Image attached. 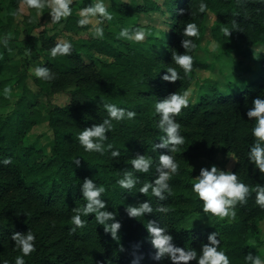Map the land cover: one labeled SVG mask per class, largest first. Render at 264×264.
<instances>
[{"label": "trees", "instance_id": "16d2710c", "mask_svg": "<svg viewBox=\"0 0 264 264\" xmlns=\"http://www.w3.org/2000/svg\"><path fill=\"white\" fill-rule=\"evenodd\" d=\"M1 1V13L9 21L17 0ZM199 2L118 0V13L123 19L136 18L140 13L161 18L156 23L162 24L158 30L165 39H155L162 44L157 51L125 42L118 47L94 35L73 37L90 26L76 23L79 16L72 5V15L55 24V28L61 26L58 33H47L54 30L52 26L37 36L27 34L22 43L0 37V159L11 157V163L0 164V259L14 264L15 256L21 253L13 249L10 237L30 229L36 236V250L25 257L26 264H132L137 257L138 264H172L166 257L153 259L156 250L144 227L148 220L167 226L175 245L191 247L198 253L207 235L216 231L231 264H247L244 256L258 253L259 221L264 218V208L255 203V191L251 189L256 184L264 185V174L247 158L255 138L251 134L253 120L246 112L255 97L264 95V0H205L207 9L203 12ZM209 16L213 21L207 27ZM187 22H195L199 28L198 36L190 37L195 44L191 49L181 46V40L189 38L182 35ZM225 27L230 29L228 37ZM132 28L140 26L134 22ZM58 34L73 45L70 55L48 54ZM204 40L214 42L222 52L251 47L262 50L255 77L243 80V87L227 93L215 82L200 87L195 99L175 117L182 125L185 142L172 153L179 168L169 179L171 194L165 193L163 200L150 191L141 194L140 185L157 174L159 154L169 151L152 147V142L159 143L164 135L156 127L155 101L175 91H188L196 71L206 68L195 57ZM173 51H188L193 57L192 68L187 74L180 70L181 79L168 82L161 76L168 66H175ZM40 58L56 75L50 81L34 75L32 90L28 84L29 61ZM5 85L12 89L8 95L2 92ZM64 91L68 94L67 104L49 102L54 94ZM103 103H116L136 112L132 120L113 121V129L106 133L105 145L120 151L116 158L110 156L111 149L103 154L85 152L77 140L80 130L105 118ZM41 117L47 118L52 133V144L46 153L24 143V137ZM223 153L235 154L231 171L249 184L250 195L246 203L236 205L233 222L199 228L192 218L207 214L201 212L202 202L191 191L192 178L196 176L194 161L200 157L212 160ZM138 154L151 156L153 165L147 173H135L140 181L133 189H122L116 180L123 170H131L130 159ZM74 159L79 160L78 165ZM85 177L104 185L105 208L116 212L115 219L121 225L118 239L97 224L94 214L85 217L87 223L82 228L69 231L73 227L72 209L84 203L80 184ZM145 199L152 204L151 214L137 218L127 215V205H137ZM161 205L165 211L158 210Z\"/></svg>", "mask_w": 264, "mask_h": 264}, {"label": "clouds", "instance_id": "9594fccd", "mask_svg": "<svg viewBox=\"0 0 264 264\" xmlns=\"http://www.w3.org/2000/svg\"><path fill=\"white\" fill-rule=\"evenodd\" d=\"M73 0H26L27 7L35 9L37 13L47 8L51 18L50 23H59L72 15L71 7ZM110 0H90V3L81 7L79 18L76 23L80 26L94 22L92 28L93 35L96 38L104 37V23L113 20V13L110 11ZM199 10L201 12L207 9L205 0H200ZM183 11V10H181ZM15 15V12L12 13ZM235 24V22H233ZM228 37L230 29H223ZM146 31L143 28L120 27L117 38L128 41L140 42L146 37ZM199 28L195 22H187L182 29L183 38L181 46L183 49L195 47L194 41L190 37L198 36ZM7 43L6 40L3 41ZM73 45L68 40L57 41L48 49L51 57L68 56L71 54ZM28 50V49H27ZM193 57L188 51L172 53V63L175 66H168L161 76V79L168 82H175L181 79V71L187 74L192 68ZM179 69V70H178ZM32 71L37 78L50 81L54 79L55 73L43 64H37ZM12 91L11 87L5 85L2 89L3 94L8 95ZM191 102L189 91H175L155 101L154 114H158L156 127L164 135L159 138V143H153V150L157 148H168L167 153H161L158 156L156 165V176L151 180H145L139 187L141 194L149 191L160 200L165 199V193L171 194L172 188L169 184L171 176L178 171L179 165L176 157L172 154L178 150V146L183 145L185 136L181 134V123L175 119L183 108L188 107ZM102 108L107 115L99 123H93L77 133L78 143L85 152H95L103 154L106 149H111L110 156L113 158L120 156V151L113 148L111 144L105 145L108 139L106 133L113 129V121L132 120L136 112L116 103H103ZM246 116L253 120L251 134L255 138L249 145L247 158L261 174H264V95H258L252 101V106L247 110ZM235 156V154H232ZM77 165L78 159L73 160ZM11 163V157L5 156L0 159V164L7 165ZM131 170L122 171L116 184L125 190L133 189L140 178L135 173H147L153 165L151 156L138 154L130 159ZM191 191L202 202L201 212L211 217L220 219L227 218L229 221L236 217V205L244 204L250 195V191H255V203L264 208V185L256 184L254 189L250 190L249 184L239 178L236 172L228 169L218 168L211 165L207 168L201 167L199 174L192 178ZM81 196L84 203L80 207L72 209L73 215L71 221L73 227L69 229L74 232L77 228H82L86 223L89 214H94L97 224L102 225L104 231L109 233L113 239H118V230L120 228L119 220L115 219L116 212L108 211L105 208V201L102 194L105 192L103 184H97L92 178L85 177L80 184ZM130 217H143L145 214L153 212L152 204L145 199L137 205H127L125 208ZM159 211H165L161 205ZM207 216V217H208ZM144 227L150 234V243L156 250L153 256L154 260L162 258L169 259L172 264H188L195 261L196 264H231L230 257L221 246L219 234L212 231L207 235V242L200 247L199 253L191 247H180L173 243V237L167 231V226H161L155 220H148ZM14 241L13 249L19 253L14 258V264H26L25 257L36 250V236L32 230L28 229L25 233L14 232L11 235ZM247 264H264V257L249 252L244 256ZM139 257L132 261V264H138ZM0 264H11L8 259H0Z\"/></svg>", "mask_w": 264, "mask_h": 264}, {"label": "rangeland", "instance_id": "374dc122", "mask_svg": "<svg viewBox=\"0 0 264 264\" xmlns=\"http://www.w3.org/2000/svg\"><path fill=\"white\" fill-rule=\"evenodd\" d=\"M7 2V0H5ZM129 1V0H125ZM138 3L141 0H131ZM155 1V0H154ZM161 3L162 0H156ZM90 3V0H73L72 7L75 8V14L79 16V9ZM4 7V2L0 0V37H7L9 39H14L17 43H22L23 40L27 38V34L31 36H37L39 31H45L50 29L52 26L54 30H49L47 33H58L60 27L56 23H50L51 18L48 9L45 8L41 10V13H37L35 9H30L27 7L26 0H17L15 6V15L11 20L6 21L4 19V13L2 8ZM110 11L113 13V20L106 21L104 23V37L103 39L108 40L112 45L119 46L120 42H125L131 46H140L144 49L148 48L151 51H157L162 48V44L159 41H155L158 37L159 40L165 39L163 36L159 35V28H162V24H158L161 18L158 15H147L140 13L136 15V18H126L123 19L118 13L119 3L118 0H110ZM162 21V20H161ZM213 21L212 17L209 16L206 23L207 27H210L211 22ZM136 22L140 28L145 29L146 37L143 41L134 42L124 40L118 37V32L120 27H129L132 28V25ZM156 23V26H155ZM90 26L86 31H81L78 34H75L73 37H92L93 32L92 28L94 22L88 24ZM153 25V26H151ZM208 33V31H207ZM95 37V36H94ZM58 41L67 40L65 36L58 34ZM262 50L259 48H232L228 51L222 52L219 50L218 46L210 40H204L201 46V49L197 50L195 53L196 59L205 65L206 68L196 71V79L188 89L190 93V99H195L197 93L200 91V87L207 82L217 83L219 89L223 93L235 91L238 88L243 87V80L252 79L255 77V73L258 69L257 58L261 55ZM29 67V77L28 84L32 90L35 89L33 85V76L34 72L32 71L33 67L37 64H43L42 58L39 60H30ZM16 93H19L18 90H15ZM68 101V94L66 91L54 94L49 102L54 105H65ZM24 143L27 146H32L36 149L41 150L42 152H48L52 144V133L48 127L47 118L41 117L36 121V123L31 127L30 131L24 137ZM194 170L196 171V176L199 174L201 167H209L211 165H216L221 169L232 170L235 165V157L230 153L217 154L212 160H209L205 157H200L194 161ZM195 176V177H196ZM195 216L192 218V222L196 221L197 227L212 226L213 224H226L231 223L234 220L229 221L227 218L220 219L217 217L211 216ZM259 240L260 244L258 247V255L264 257V218L259 221Z\"/></svg>", "mask_w": 264, "mask_h": 264}]
</instances>
